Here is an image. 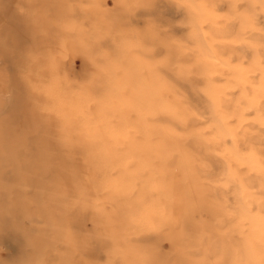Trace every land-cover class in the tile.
Masks as SVG:
<instances>
[{
	"label": "rangeland",
	"instance_id": "obj_1",
	"mask_svg": "<svg viewBox=\"0 0 264 264\" xmlns=\"http://www.w3.org/2000/svg\"><path fill=\"white\" fill-rule=\"evenodd\" d=\"M0 264H264V0H0Z\"/></svg>",
	"mask_w": 264,
	"mask_h": 264
},
{
	"label": "bare ground",
	"instance_id": "obj_2",
	"mask_svg": "<svg viewBox=\"0 0 264 264\" xmlns=\"http://www.w3.org/2000/svg\"><path fill=\"white\" fill-rule=\"evenodd\" d=\"M255 260V259H254Z\"/></svg>",
	"mask_w": 264,
	"mask_h": 264
}]
</instances>
